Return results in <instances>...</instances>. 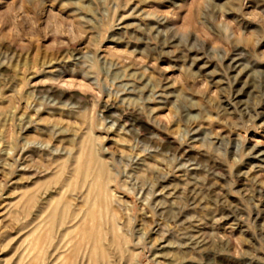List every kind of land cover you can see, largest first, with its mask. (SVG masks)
<instances>
[{
  "label": "rangeland",
  "instance_id": "374dc122",
  "mask_svg": "<svg viewBox=\"0 0 264 264\" xmlns=\"http://www.w3.org/2000/svg\"><path fill=\"white\" fill-rule=\"evenodd\" d=\"M0 66V264L89 131L131 219L111 264H264V0H0Z\"/></svg>",
  "mask_w": 264,
  "mask_h": 264
},
{
  "label": "bare ground",
  "instance_id": "6f19581e",
  "mask_svg": "<svg viewBox=\"0 0 264 264\" xmlns=\"http://www.w3.org/2000/svg\"><path fill=\"white\" fill-rule=\"evenodd\" d=\"M19 120L21 131H24L31 123L28 119L29 124L25 125L22 122V116L19 117ZM127 123L138 127V130L143 122L134 115L131 123L128 121ZM116 124H118L117 120H113L110 129ZM95 140L96 138L92 137L89 131L87 137L82 141L79 153L74 158L68 157L61 163L59 162L61 170L60 193L48 198L50 195L49 187H42L43 185L38 186L37 184L35 185L38 187L34 185L33 187L27 186L24 191L22 190L21 197H24L25 200L20 203L21 205L18 204L17 215H19V218L17 216V219L18 224L21 225L19 232L30 228L25 237L28 241L26 240L27 243L25 244L20 241L23 246L22 244L19 245L21 248L16 246L17 250L15 247L16 251L6 258V263L11 262L12 256L17 254L14 262L12 261L14 264H53V262H55L54 264H66V260L73 263L77 262V264H111L115 252L112 251L113 249L117 250L119 254L123 253L125 248H123V245L128 243L125 228H128L131 219L128 218L130 220H126V223H121L122 219L121 222L119 221L118 208L114 203L116 195L112 192L113 189L109 188V184L114 180V177L108 163L98 153L95 147L96 144L94 146ZM18 141H21V144L17 143L18 145L10 150L8 149L9 151L5 150L8 151L7 154L10 156L13 154V165L16 168L21 167V170L30 169V164L23 165L24 160L27 159L24 154L32 149L34 143L31 142L32 140L27 139H19ZM54 149L56 153H67L66 150H59L57 147ZM68 154L70 156L72 151H68ZM44 170L47 169L44 168ZM44 170L39 169L34 175H41ZM114 175L116 176V174ZM28 180L30 181V179ZM17 203L19 202L17 201ZM14 214L16 213L14 212ZM50 231L54 232L49 235ZM4 244V241L0 244V253L8 248ZM9 258L10 261H8Z\"/></svg>",
  "mask_w": 264,
  "mask_h": 264
}]
</instances>
